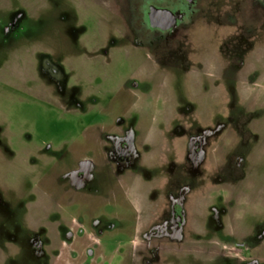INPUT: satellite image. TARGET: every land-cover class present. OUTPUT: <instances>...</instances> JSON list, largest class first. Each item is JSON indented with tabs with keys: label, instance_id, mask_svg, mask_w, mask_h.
<instances>
[{
	"label": "rangeland",
	"instance_id": "1",
	"mask_svg": "<svg viewBox=\"0 0 264 264\" xmlns=\"http://www.w3.org/2000/svg\"><path fill=\"white\" fill-rule=\"evenodd\" d=\"M99 1L0 0V264H57L67 248H90V264H120L122 240L135 223L151 219L143 210L149 193L156 188L163 202L166 182L180 175L187 134L175 130L206 119L234 134L211 150L205 184L187 201L191 250L169 253V264H225L213 251L226 244L264 250V32L257 31L241 81L211 75L213 41L200 18L189 54L151 66L145 53L116 36L118 19ZM240 1L216 0L215 10ZM110 37H117L110 52L95 54ZM212 59L223 72L225 55ZM119 115L134 128L139 170L118 177L111 191L99 188L97 177L65 191L64 171L94 153L90 126L104 118L114 124ZM235 155L242 168L234 166ZM95 220L101 235L93 236ZM68 232L77 238L64 243Z\"/></svg>",
	"mask_w": 264,
	"mask_h": 264
},
{
	"label": "flooded vegetation",
	"instance_id": "2",
	"mask_svg": "<svg viewBox=\"0 0 264 264\" xmlns=\"http://www.w3.org/2000/svg\"><path fill=\"white\" fill-rule=\"evenodd\" d=\"M243 1L234 6L224 2L218 11L215 10L214 5L216 0H100L99 2L118 19L116 36L145 53L144 58L151 66L166 63L174 55L189 54L192 26L197 18H200L202 30L207 32L213 41L212 50L216 55L226 57L225 62H219L220 65L225 66L223 72L212 59L215 54L208 57L209 61L207 60L206 64L214 70L211 75L218 71L217 74L222 78H235L241 81L240 72L247 53L256 52L257 31L259 29L261 33L264 32V0ZM116 38L107 39L103 47L95 46V54L97 51L108 54L110 43L116 42ZM253 72L254 70H251L246 75V84L248 79L253 77ZM101 110L111 113L108 108ZM95 123L89 128L92 133L91 139L94 141L92 149L95 154L79 157L73 167L64 171L61 183L65 191L83 189L95 177L98 178L99 188L106 186V189L111 191L118 177L129 173L134 175L143 163L141 151L137 148L139 144L134 135V128L131 124H124L122 115H119L111 125L106 118ZM175 131L181 135L187 134L186 146L182 151L183 166L180 175L177 179L173 178L169 183L166 182L167 189L163 195V202L158 201L156 188L149 193L146 201L148 204L147 206L143 204V210L147 212L148 209L152 212L151 219L140 224L135 223L130 237L122 240L125 250L119 253L120 264H169L167 256L169 253L191 250L189 244L193 238L191 234L193 231L188 223L189 212L186 207L188 197L195 187L205 184V180L202 179L203 168L211 158L209 155L211 150L231 141L234 131L227 128L226 123L208 119L203 126L190 124L181 126ZM225 134H228L229 138L227 136L224 141ZM213 160L216 161L214 158ZM219 161L220 159L216 163L220 164ZM233 164L238 169L242 168V156H233ZM132 207L135 208L136 205ZM137 208L140 211V206ZM99 224L100 222L95 220L93 236L103 233ZM78 234H80L78 238H81L83 234L81 228ZM67 238L76 239L77 236L68 232V236L63 240L64 243ZM137 239L140 242L136 245ZM32 245L36 251L40 250L37 241ZM229 247L234 248V252H231ZM65 250H67L65 255L62 249L59 251L57 264H90L87 254L91 259L93 258V251L90 248H86L85 253L68 248ZM213 254H217L225 264H264V259L259 257L261 254L264 256V250L257 251L254 246L248 247L244 243L223 245L221 248H215Z\"/></svg>",
	"mask_w": 264,
	"mask_h": 264
}]
</instances>
